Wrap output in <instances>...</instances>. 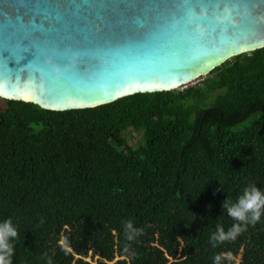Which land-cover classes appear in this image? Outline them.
Masks as SVG:
<instances>
[{
  "label": "trees",
  "instance_id": "trees-1",
  "mask_svg": "<svg viewBox=\"0 0 264 264\" xmlns=\"http://www.w3.org/2000/svg\"><path fill=\"white\" fill-rule=\"evenodd\" d=\"M242 249L264 264V47L92 108L0 97V264H235Z\"/></svg>",
  "mask_w": 264,
  "mask_h": 264
},
{
  "label": "water",
  "instance_id": "water-1",
  "mask_svg": "<svg viewBox=\"0 0 264 264\" xmlns=\"http://www.w3.org/2000/svg\"><path fill=\"white\" fill-rule=\"evenodd\" d=\"M263 47L264 0H0V97L92 108Z\"/></svg>",
  "mask_w": 264,
  "mask_h": 264
},
{
  "label": "rangeland",
  "instance_id": "rangeland-1",
  "mask_svg": "<svg viewBox=\"0 0 264 264\" xmlns=\"http://www.w3.org/2000/svg\"><path fill=\"white\" fill-rule=\"evenodd\" d=\"M201 80L202 79H199L193 83H190V84H188V86L189 85H197L200 83ZM128 137H129L130 144L135 145L137 142H139L141 140L142 136H141L140 132L131 131L128 133ZM245 253H246V249H242L241 252L237 256L231 255L230 257L235 260V264H241V262L243 260V256ZM86 258L88 260H91V261L92 260L96 261L99 258V256L93 254V252L90 251L89 255Z\"/></svg>",
  "mask_w": 264,
  "mask_h": 264
}]
</instances>
